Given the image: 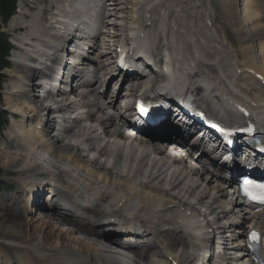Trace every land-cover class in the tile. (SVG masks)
I'll use <instances>...</instances> for the list:
<instances>
[{"label":"bare ground","instance_id":"1","mask_svg":"<svg viewBox=\"0 0 264 264\" xmlns=\"http://www.w3.org/2000/svg\"><path fill=\"white\" fill-rule=\"evenodd\" d=\"M66 1L70 6V3L76 0L56 2L48 9L44 7L38 15H34L36 18L32 17L30 21L31 23L33 21L32 24L28 23L29 18H26L28 14L25 13L23 19L26 22L17 24L19 30L28 33L23 32V38H37L47 45L45 38L42 39L38 35L50 36L52 29L56 27L53 25L56 23L63 28L66 26L69 10V7L65 5ZM163 1L148 7L140 0H114V3L108 4L114 11L110 14H108L109 8L106 3L102 16L104 30L99 33L107 34L105 29L110 24L107 18L115 15L117 22H111L109 26L117 30L110 36L118 38L126 31L127 34L133 32L137 35L138 41L144 40L149 44L148 54L157 63L162 61V52L168 51L173 59L169 57L172 64L169 62L167 76L162 73L163 77L160 80L163 82L167 80V77L169 79L177 75L176 87L190 94L189 96L193 95L195 105L206 109L212 115L219 114L226 115L228 118L241 119L233 111L234 106L232 107L234 101L241 102L264 118V0H222L224 1L222 6L238 35L241 55H245L248 60L240 58L237 67L239 72L242 71L241 74H238L236 70L235 59L231 58V52L211 33L207 11L194 4V0ZM241 1L244 5L242 9L239 4ZM252 2H255V5H252ZM129 4H131L130 7H128ZM165 4H169L170 7L167 8ZM162 9H165L164 15L160 11ZM128 11L138 16L130 18L125 23L121 18L125 20L126 17L122 14ZM46 12L48 16L45 17ZM41 13L42 17H39ZM41 19L45 22L44 24ZM39 21L42 23L37 24ZM148 22L150 24L146 25ZM121 27L123 31L119 33ZM71 32L78 34L76 27H73ZM252 38L259 42V62L254 61L256 52ZM93 39L94 37H90L87 42L83 41L86 49H89V52L83 53L87 54L82 60L83 77L88 75L86 73H89L91 65H95V68L88 77L80 79V85L77 86L74 83L76 77L72 82L75 84L73 91L80 92H78V96L81 97L79 102L84 108L81 112L85 115L72 114L73 124L78 129L74 134H71L69 129L64 140L56 138L55 146L46 150L40 147L44 136L36 130L35 126L42 123L45 116L49 117L54 107L51 103L39 105L41 100L38 91L39 71L23 63L14 64V92L9 95V100L20 101L18 103L20 107L15 112L16 118H20L22 124L16 129L11 128L6 143L14 150L7 153L0 149V159H5L6 170L15 177V183L18 186V190L8 200L17 202V206L20 204L21 212H18L20 209L17 207V211L9 208L5 213H0V238L18 245L14 247L4 243V248H1L4 251L3 258L7 260L6 264L13 263L15 260L19 261V264H130L129 258L123 254L124 251L120 253L113 251L121 243L116 236H110V229L97 224L87 226L77 223L70 217L72 211L62 208L64 206L62 202L73 206L72 204L77 203L78 197L85 198L89 205L86 209L97 216H113L129 223L154 226L155 229L168 227L167 233H161V229L155 232L158 234L157 239L161 241V245L169 243L168 248H172L165 251L166 255H162L165 261L161 260V262L169 264V258H171L177 262L185 259L196 263L198 258L203 256L205 246L208 249L206 252L210 254L212 243L209 238L213 234L203 227L201 215L195 204L203 202L206 198V189L203 188L216 190L212 185L213 181L211 179L209 182L203 170L197 165L181 162L175 159L176 156L170 157L160 147L151 151V144L145 140L137 141L139 145L137 147L132 145L124 147L122 140L125 136L116 125V121L114 123L112 120L116 113L109 116L101 108H97L98 111L94 112L95 108L91 107L100 105L101 96L98 97L96 92L104 87L101 81L104 77L100 72L101 53L98 52L102 46ZM109 43L106 40L103 44ZM159 66L161 67V64ZM97 82H102V85L96 88L95 92L92 86L94 87ZM148 83L139 86L137 91L147 89ZM80 87H85L86 91L79 89ZM122 89H124L123 92H121ZM108 92L111 94L106 101L119 100L125 93L132 96L131 88L126 86V81L118 92L110 91V89ZM130 99H135V96ZM34 121H36L35 124ZM53 121L54 117L48 119L47 132L52 127ZM99 131L109 133L106 135L107 138L113 137L114 140L100 147V157L88 158L83 153L84 146L102 138ZM17 149L37 155L45 163L54 157L55 168L58 171L57 184L53 179L47 182L39 180V172L43 170L42 166L40 167L42 164L36 162L31 156L19 153ZM169 159H175L176 162ZM63 162L73 163L78 170L64 168ZM25 175L28 177L25 178ZM76 182H79V186ZM44 184H46L45 190H43ZM172 190L175 193H172ZM41 191L47 194L53 192V202L39 201L41 195L37 197L36 192L40 194ZM188 198H194L193 202ZM103 203L113 209L102 208L100 213L97 210ZM34 208H37L39 216L24 219V223L16 224L12 221L10 224L4 217L6 214L11 215L14 220L13 217L19 214H33V210L36 214ZM232 215L236 216L237 212H233ZM11 225L18 231H15ZM245 225L240 223L237 227L236 232L239 236ZM44 229L45 232H43ZM225 240L224 235L223 241ZM232 244L237 245L234 242ZM123 247L127 248L126 245ZM16 251H21V254L20 252L17 254ZM223 251L232 254L231 247H226ZM141 253L146 255L144 250H141ZM157 257L159 259L149 257L148 262L158 264L160 255L158 254ZM226 260L229 261L227 258ZM238 264L243 263L238 262Z\"/></svg>","mask_w":264,"mask_h":264},{"label":"rangeland","instance_id":"2","mask_svg":"<svg viewBox=\"0 0 264 264\" xmlns=\"http://www.w3.org/2000/svg\"><path fill=\"white\" fill-rule=\"evenodd\" d=\"M60 1H64V0H47V1H45V0H41V1L40 0H35V2H28L27 0H24V1L21 0V2H20V8L19 9H21L20 10L21 12H25V13L28 14L26 18H29V19H27V21L29 23L31 21L32 17L35 14L38 15V13H40L42 11L41 8L46 7L48 9L51 4L53 5V3L60 2ZM222 3H224V1L222 2V0H194V4L199 5L205 11L208 12V15H209L208 17L210 19V23L212 24L211 33L214 34L215 38L217 39V41L221 45H224L231 52V58H232V55L235 58V56L239 54L240 49H241L240 44L238 42L239 38H238V35L236 33L235 27L233 26L232 22L229 20L227 13L224 10V7L222 6ZM169 4L168 5L165 4V5L168 6V7L166 6L167 8L170 7ZM239 4H240V8L242 9L243 6H244L243 5V2L241 1ZM251 4L252 5H255V2H252ZM33 6H35V7H33ZM130 6L131 5L129 4L128 7H130ZM160 11L163 13V12H165V9H162ZM21 12H18L14 16V18L7 25H3V30L5 32H7L9 34L10 38L13 39V40L16 39L17 37L23 36L24 33H26V32L21 31V30H19L17 28V24H20V23L22 24V23H25L26 22V20L24 21V19H23V16H24L25 13L22 15ZM109 12L111 13V11H109ZM50 13H52V12H50ZM47 14H48V12H46V14H44V16L45 17L48 16ZM123 15L126 18H125V20H123V19H121V20L122 21H125V23H126L129 20V18L132 15V13L128 11L126 13H123ZM162 15H164V13ZM39 17H42V13H41V16H39ZM109 20H111V22H113L114 20H118V19H116L115 17H111V15H110ZM122 21H120V22H122ZM42 22H43V24L45 23L43 20H42ZM42 22L39 21L37 24H41ZM111 22H109L110 23L109 25L112 24ZM32 23H33V21H32ZM32 23L30 22L29 24H32ZM99 23H100V21H98V20L94 22V24L98 28L100 27ZM109 25H108L109 28L106 29V33L107 34H102V36H100L101 35L100 34L101 32L98 34V36H100L99 39L102 40V42L104 41V39L105 40L111 39V41H112V36H110V34L113 33L114 31L116 32V30H117V29L114 30V28H112ZM120 30L121 31H118V32L119 33L120 32L122 33V31H123L122 30V27L120 28ZM26 34H28V33H26ZM113 34H115V33H113ZM99 43L100 42H98V44ZM252 44H253V48L255 49V52H256L255 53V55H256V58L255 59L259 61L260 60L259 59L260 58L259 57L260 56V52H259L260 51L259 50L260 49L259 42H257L256 39L252 38ZM12 67L14 68V64H13ZM13 68H11L10 70L7 71L8 78H7V80H6V82H5L4 86H3V89L0 92V110L8 109V110H17L18 111V109H19L18 107H20L18 105V103L20 102L19 100H17V101H15V100L14 101L9 100L10 99L9 98V95L10 94H13V92H14L13 91V89H14L13 88V86H14L13 83H14V76H15V74L13 73V70H12ZM14 99H17V98L14 97ZM8 118L11 120V123L8 120V125L5 128V130L4 131H0V149H2L3 151H5L7 153H10L14 149H11V147L8 146V144L6 143V139L8 138L7 136H8V134H9L11 128H12L11 126L14 125L15 126L14 128L16 129L17 126H20L22 124L21 123L22 120L19 121L18 119L10 118V116ZM132 143L135 146L137 145V142H132ZM17 150L19 151V153L24 154V155H27L29 157L31 156V158L35 159V156L34 155H31V154L23 151L22 149H20V150L17 149ZM51 159L47 163H45V162H42V163H45L44 165H46V167L51 168L52 170H54V171H56L58 173L57 169L55 168L56 159L54 157L51 158ZM4 160L5 159H0V213L1 214L2 213H5V211H7V209H9V208L11 210L17 211V207H18V209H20V211H18V212H21V205L20 204H18V206H17V202H13V201L10 202V200H8V199H10L9 197L11 195H13L18 190V186L15 183V177L13 175H10L9 172L6 170L7 169L6 168L7 167L6 166L7 163L5 164L4 163ZM106 163H108V162H106ZM62 166L64 168L74 169L75 171L78 170V168L75 167V165H73V163H71V162L70 163L69 162H63V165ZM24 177L27 178L28 176L25 175ZM78 183L76 182L77 186H79ZM126 184L127 183H125V185ZM124 189H125V191H127L126 188H124ZM171 192L172 193H175L174 190H172ZM206 200H208V199L206 198ZM12 208H15V209H12ZM102 208L103 209H108V208L113 209L112 207H108V205H106L105 203H103L99 207V209L97 211H99L101 213V209ZM37 216H39L38 212L35 214L34 213V210H33V214H29V213H25L24 215L19 214V215L13 217L14 220L12 219V216L11 215H7L6 214L4 217H5V219H7L9 221L10 224L12 223V221H14L17 224V222L18 223H24L25 220H27L28 218H35ZM82 224L86 225L85 223H82ZM11 226L13 227V225H11ZM13 229L15 231H18L17 228H15V227H13ZM4 230L7 231V229H4ZM43 232H45V229H44ZM0 233H1V231H0ZM103 239H106V238H103ZM4 243L6 245L9 244L8 246H11V245H13L14 247L15 246H18L17 244H14V243H12L10 241H6L3 238H0V264H6V261H7V260H5L3 258V254H4L3 252L4 251L1 250V248L3 247V245H5ZM8 252H11V251H8ZM18 252H20L19 254H21V251H16L17 254H18ZM15 256H16V254H15ZM19 263H20L19 261L15 260L13 263H10V264H19Z\"/></svg>","mask_w":264,"mask_h":264},{"label":"trees","instance_id":"3","mask_svg":"<svg viewBox=\"0 0 264 264\" xmlns=\"http://www.w3.org/2000/svg\"><path fill=\"white\" fill-rule=\"evenodd\" d=\"M17 0H0V15L3 23H7L13 12L15 11ZM2 26L0 24V88L4 80V70L10 63L7 60V55L10 49V43L8 37L2 31ZM5 123V116L3 112H0V127Z\"/></svg>","mask_w":264,"mask_h":264},{"label":"snow or ice","instance_id":"4","mask_svg":"<svg viewBox=\"0 0 264 264\" xmlns=\"http://www.w3.org/2000/svg\"><path fill=\"white\" fill-rule=\"evenodd\" d=\"M247 183V182H246ZM260 187H264V185L260 186ZM252 238L253 239H256V234L255 233H252Z\"/></svg>","mask_w":264,"mask_h":264}]
</instances>
